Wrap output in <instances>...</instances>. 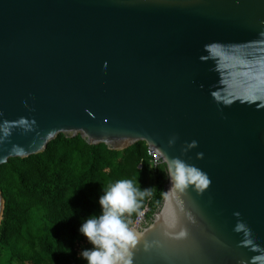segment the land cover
I'll use <instances>...</instances> for the list:
<instances>
[{
	"label": "water",
	"instance_id": "obj_1",
	"mask_svg": "<svg viewBox=\"0 0 264 264\" xmlns=\"http://www.w3.org/2000/svg\"><path fill=\"white\" fill-rule=\"evenodd\" d=\"M60 135L164 166L131 264H264V0H0V165Z\"/></svg>",
	"mask_w": 264,
	"mask_h": 264
},
{
	"label": "trees",
	"instance_id": "obj_2",
	"mask_svg": "<svg viewBox=\"0 0 264 264\" xmlns=\"http://www.w3.org/2000/svg\"><path fill=\"white\" fill-rule=\"evenodd\" d=\"M146 150L142 142L115 151L60 135L43 152L0 165V264H87L79 253L91 245L78 229L100 214L99 196L119 179L152 187L137 212L123 217L127 223L144 211L148 223L166 174L162 164L149 165Z\"/></svg>",
	"mask_w": 264,
	"mask_h": 264
},
{
	"label": "clouds",
	"instance_id": "obj_3",
	"mask_svg": "<svg viewBox=\"0 0 264 264\" xmlns=\"http://www.w3.org/2000/svg\"><path fill=\"white\" fill-rule=\"evenodd\" d=\"M171 144L170 140L169 145ZM189 146H195V141ZM168 162L165 157V163ZM170 164L169 181L177 188L184 184L187 171H195L186 169L179 159H172ZM207 183V179L201 180L202 185ZM151 189L152 187L142 189L131 179H119L109 185L98 198L100 214H91L83 219L78 229L91 245L80 251V258L87 264H131L129 250L136 244L139 236L129 228L123 217L137 212L140 208L139 201L150 194ZM179 235L183 236V231Z\"/></svg>",
	"mask_w": 264,
	"mask_h": 264
},
{
	"label": "built area",
	"instance_id": "obj_4",
	"mask_svg": "<svg viewBox=\"0 0 264 264\" xmlns=\"http://www.w3.org/2000/svg\"><path fill=\"white\" fill-rule=\"evenodd\" d=\"M146 154H147V156L149 157V165L151 166V167H154V166H156L159 162H158V160H157V158H156V156H155V154L152 152V151H150V150H146ZM141 213H139V215H140ZM138 215V216H139ZM138 216L135 218V219H133V220H130V221H128L127 222V224H128V226L129 227H131L133 224H134V222L136 221V219L138 218ZM144 216V215H143ZM142 216V217H143ZM141 217V218H142ZM141 218L139 219V221L141 220ZM139 221H138V223H139ZM137 226H138V224H137Z\"/></svg>",
	"mask_w": 264,
	"mask_h": 264
}]
</instances>
